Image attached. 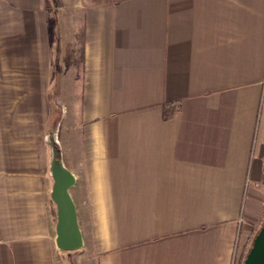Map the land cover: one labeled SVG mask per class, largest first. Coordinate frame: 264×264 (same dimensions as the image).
<instances>
[{
  "label": "crops",
  "instance_id": "crops-1",
  "mask_svg": "<svg viewBox=\"0 0 264 264\" xmlns=\"http://www.w3.org/2000/svg\"><path fill=\"white\" fill-rule=\"evenodd\" d=\"M263 222L264 0H0V264H236Z\"/></svg>",
  "mask_w": 264,
  "mask_h": 264
},
{
  "label": "water",
  "instance_id": "water-1",
  "mask_svg": "<svg viewBox=\"0 0 264 264\" xmlns=\"http://www.w3.org/2000/svg\"><path fill=\"white\" fill-rule=\"evenodd\" d=\"M50 171L53 178L51 200L56 206V247L64 252L76 251L82 247L83 241L75 206L69 195L75 179L64 168L56 148L53 149ZM242 264H264V222L254 236Z\"/></svg>",
  "mask_w": 264,
  "mask_h": 264
},
{
  "label": "rangeland",
  "instance_id": "rangeland-1",
  "mask_svg": "<svg viewBox=\"0 0 264 264\" xmlns=\"http://www.w3.org/2000/svg\"><path fill=\"white\" fill-rule=\"evenodd\" d=\"M60 113H61V107H60ZM258 230H259V229H258ZM258 230H257V231H258ZM257 231H256V233H257ZM256 233L254 234V236L256 235ZM254 236H253V238H254ZM253 238L250 240V243H249L248 249L243 253L242 256H239V257L236 259V264H242V263H243V260H244V258H245V256H246V254H247V252H248L250 246H251V243H252Z\"/></svg>",
  "mask_w": 264,
  "mask_h": 264
}]
</instances>
